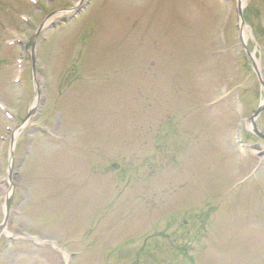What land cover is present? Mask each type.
<instances>
[{"label":"rangeland","instance_id":"374dc122","mask_svg":"<svg viewBox=\"0 0 264 264\" xmlns=\"http://www.w3.org/2000/svg\"><path fill=\"white\" fill-rule=\"evenodd\" d=\"M34 1L0 0V105L18 120L0 110V224L8 136L35 102L34 34L79 0ZM230 1L226 12L220 0H90L65 25L51 29L62 15L46 22L35 44L43 101L12 146L0 264H63L25 247L26 234L70 243L73 264L122 250L121 264H264V142L242 124L260 150L240 157L230 105L241 93L246 120L263 94ZM243 4L245 48L264 73V0ZM14 39L26 44L18 84L21 50L4 48ZM222 79L230 101L211 108ZM258 123L264 134V114Z\"/></svg>","mask_w":264,"mask_h":264},{"label":"bare ground","instance_id":"6f19581e","mask_svg":"<svg viewBox=\"0 0 264 264\" xmlns=\"http://www.w3.org/2000/svg\"><path fill=\"white\" fill-rule=\"evenodd\" d=\"M245 27V26H244ZM246 31H248L247 27L244 28V36H243V39L244 41L247 39V35H246ZM249 32V31H248ZM258 64V62H257ZM259 65V64H258ZM36 103L33 104V108L35 107ZM11 194V191L10 192H7V197Z\"/></svg>","mask_w":264,"mask_h":264},{"label":"water","instance_id":"95a60500","mask_svg":"<svg viewBox=\"0 0 264 264\" xmlns=\"http://www.w3.org/2000/svg\"><path fill=\"white\" fill-rule=\"evenodd\" d=\"M80 8L77 9V11L79 10ZM260 111V110H259Z\"/></svg>","mask_w":264,"mask_h":264}]
</instances>
